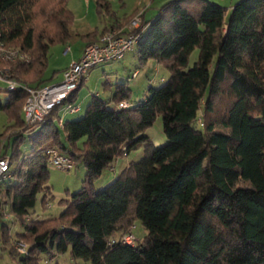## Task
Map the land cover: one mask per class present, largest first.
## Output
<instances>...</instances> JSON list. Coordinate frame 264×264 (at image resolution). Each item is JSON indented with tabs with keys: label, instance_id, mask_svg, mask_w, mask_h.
I'll return each instance as SVG.
<instances>
[{
	"label": "trees",
	"instance_id": "obj_1",
	"mask_svg": "<svg viewBox=\"0 0 264 264\" xmlns=\"http://www.w3.org/2000/svg\"><path fill=\"white\" fill-rule=\"evenodd\" d=\"M67 2L0 0V39L27 58H0L2 81L14 82L0 87L8 119L0 136L7 146L12 138L10 164L18 159L0 185V209L10 204L24 226L18 237L29 244L18 254L11 243L17 263L42 264L41 253L51 260L68 251L89 264H264V0H239L229 11L209 0H167L151 18L143 11L136 55L166 68L165 81L149 85L135 103L127 86H116L106 101L93 95L82 115L61 125L55 106L31 128L21 112L26 87L43 85L61 70L45 76L50 48L74 35ZM95 4L99 14L114 13L109 0ZM123 23L80 36L86 46ZM80 86L67 102L74 103ZM121 100L128 105L116 106ZM157 116L166 142L154 146L146 130ZM26 132L33 146L22 154ZM139 143L137 160L107 185L95 184ZM50 147L83 164L85 173L79 189L61 199L57 216L30 219L37 195L45 202L51 193ZM136 220L144 238L118 240Z\"/></svg>",
	"mask_w": 264,
	"mask_h": 264
},
{
	"label": "rangeland",
	"instance_id": "obj_2",
	"mask_svg": "<svg viewBox=\"0 0 264 264\" xmlns=\"http://www.w3.org/2000/svg\"><path fill=\"white\" fill-rule=\"evenodd\" d=\"M111 3V9L117 13L118 16H128L133 14L128 21H124V28H128L134 15L143 11L145 7L147 9L146 16H150L154 11L160 8L167 0H109ZM220 4L229 11L230 7L239 0H209ZM73 13L76 15V22L73 24V29H85L93 30L97 25H100L105 19L106 15H98L96 13L95 0H68L67 4ZM80 17L83 20L80 21ZM80 27V28H79ZM89 30V31H91ZM120 32V29H112ZM88 31V32H89ZM108 31V30H107ZM87 33V31L85 32ZM81 33V34H85ZM73 36V39L69 42L73 47V51H69L67 46L64 44H57L50 48L48 54V65L45 70V76L50 77L53 70L61 69L63 65L67 63L69 58L75 53V49H78L76 56L79 55V47L81 46V36L80 38ZM68 43V44H69ZM17 48L15 46H6ZM85 47V46H84ZM68 48V49H67ZM19 49V48H17ZM66 49V50H65ZM84 49V48H83ZM137 44L126 52L125 56L118 60H110L96 64L91 68L82 81V85L78 89V96L74 104L81 105V110L67 115V118L72 116H79L84 113L86 105L93 98V95H97L98 99L106 101L112 98L116 86H127L130 88L128 91V99L131 103H135L144 97L149 85L157 86L163 83L165 80L161 79L162 75L165 78L168 77V71L162 65H157V63L149 59L148 62L142 63L136 55ZM65 50V51H64ZM83 52V51H82ZM25 54V53H21ZM26 55V54H25ZM82 55V53H81ZM80 56L73 60H79ZM198 56V49L193 50L189 56V64H192ZM1 58V57H0ZM3 59V58H1ZM4 60V59H3ZM17 60V59H15ZM12 60V61H15ZM72 60V61H73ZM8 61V60H4ZM10 62V61H8ZM154 66H158L157 69ZM137 70V76H133L132 72ZM61 71V70H60ZM59 71V72H60ZM0 87L3 89L6 87V82L0 80ZM6 92H0V100L4 101ZM60 110L65 109L63 105H60ZM67 111V110H66ZM21 112H23L21 110ZM8 124L7 115L5 112L0 110V133L5 129ZM197 126V124H194ZM146 133L148 134L152 145L159 146L166 142V137L163 133L162 121L160 116H157L153 125L147 128ZM5 139L0 136V153L5 154L8 158L12 155V138L11 143L7 146L4 144ZM32 141L29 138V133L24 134L23 142L20 143L19 149L21 153L30 151L32 147ZM143 151V145L137 144L128 155L121 156L116 159L113 163V167H107L103 170L102 175L97 179L96 183L104 181L105 185L110 183L114 178H116L122 171L123 167L126 166L130 161L137 160ZM48 155V154H47ZM49 159V157H48ZM18 163V159L12 158L11 167H15ZM118 169V170H117ZM48 185L50 186V195L46 196L45 202L42 201V193L37 195L34 207L30 213V219H43V218H53L57 216L63 209L61 204V199H66L81 186L82 178L85 173V167L83 164L73 165L70 169L65 170L58 168L52 163H48ZM8 179H0V185L8 183ZM6 227L7 235L5 236L2 230V226ZM24 231V226L15 217V215L10 211V204L6 203L0 209V264H18L17 257L10 252V246L12 243L13 250L20 254L21 251L18 249L20 244H25L28 247L29 244L26 239H21L18 234ZM127 232H132L136 238L135 243L142 240L146 235V229L143 227L139 220L134 222L131 230ZM126 233V232H125ZM4 237L8 240L4 242ZM25 253V252H24ZM26 254V253H25ZM42 264H54V262H59V264H89V262L83 259H73L69 255V252L55 254L53 259L49 260V256L46 253L40 254Z\"/></svg>",
	"mask_w": 264,
	"mask_h": 264
},
{
	"label": "built area",
	"instance_id": "obj_3",
	"mask_svg": "<svg viewBox=\"0 0 264 264\" xmlns=\"http://www.w3.org/2000/svg\"><path fill=\"white\" fill-rule=\"evenodd\" d=\"M142 12L141 10L134 15L127 28L128 33L121 34L115 30H108L101 34L96 41L87 44L80 59L71 61L62 71V77L58 81L36 87H26L27 96L22 106L25 124L30 125L32 128L37 123L42 122L55 106L63 105L68 112L79 111V105L67 102L68 97L81 85L85 78L84 75L96 64L123 58L126 52L137 43L140 35V32L137 33V31L143 30L141 25ZM21 53L17 48L4 46L3 41L0 39L1 58L8 61L25 59L26 55ZM136 75L137 71H134L133 76ZM3 79L0 75V80ZM6 83L10 88L14 86V82L11 80H6ZM127 105L126 100H121L116 106L125 107ZM59 124H62V118L59 119ZM46 153L49 162L58 168L68 170L73 166L71 157L56 147L47 148ZM10 168L9 158L7 156L0 157L1 180L9 176ZM117 239L128 244H134L136 240L132 232L123 233ZM18 249L21 251L20 254L27 253V247L23 243L20 244Z\"/></svg>",
	"mask_w": 264,
	"mask_h": 264
},
{
	"label": "crops",
	"instance_id": "obj_4",
	"mask_svg": "<svg viewBox=\"0 0 264 264\" xmlns=\"http://www.w3.org/2000/svg\"><path fill=\"white\" fill-rule=\"evenodd\" d=\"M67 4H68V2H67ZM149 8V6L148 7H145L144 9H143V11H144V17L146 18V19H148V18H151L153 15H155V13H156V11H154L149 17L148 16H146V14H147V9ZM96 13L98 14V15H102V14H99L97 11H96ZM124 17L125 16H123V17H120V16H118L117 15V13L116 12H114L112 15H106V17H105V19L106 20H104L100 25H97L96 27H98V28H103L104 26H106V25H110L111 23H117V20L118 19H121L122 20V22H124ZM81 20H83V17H80V21ZM76 22V15L74 14V21H73V24ZM73 24L71 25V31L73 32V34L74 35H76L75 37H78V38H80V35H81V33H85L86 31L88 32L89 30H91V29H89V30H86V31H84L85 29H75V31H74V29H73ZM124 24L125 23H123V24H121V26H119V27H117L118 29H120L121 31L122 30H127V28L125 27L124 28ZM80 28V27H79ZM73 35V36H74ZM73 39V37L68 41V43L71 41ZM68 43H66V44H64V46H67L68 48H69V51H73V47L70 45V43L68 44ZM84 46H85V42L83 41V39H81V46L79 47V55L78 56H80L81 55V53H82V51H83V48H84ZM66 50V49H65ZM64 50V51H65ZM75 53H73L72 54V56L69 58V60L67 61V63L65 64V65H63V67H61V71L60 72H58V73H54L52 76V78L50 79V80H48L47 82H45V83H50V82H54V81H58L61 77H62V71H63V69L65 68V67H67L69 64H70V62L73 60V59H76L78 56H76V52H78V49L76 48L75 50ZM148 62V61H147ZM158 65V64H157ZM156 69H157V67L158 66H154ZM55 70H57V69H55ZM137 76V75H136ZM161 79H165V76L164 75H162V77H161ZM81 85H82V83H81ZM78 96V95H77ZM77 99V98H76ZM129 100V99H128ZM75 102V101H74ZM79 107H80V109H79V111L81 110V105L79 104ZM78 112V111H77ZM73 113H76V112H68V111H66L64 108L63 109H61L60 110V108H59V115H60V118H62V120H65V119H71V118H76V117H78V116H72V117H70V118H67V115H71V114H73ZM80 116V115H79ZM129 164V163H128ZM127 164V165H128ZM126 165V166H127ZM114 166V165H113ZM126 166H124V167H126ZM123 167V168H124ZM115 167H113V169H114ZM118 170V169H117ZM105 184V182L104 181H101V182H99L98 183V186H103Z\"/></svg>",
	"mask_w": 264,
	"mask_h": 264
}]
</instances>
